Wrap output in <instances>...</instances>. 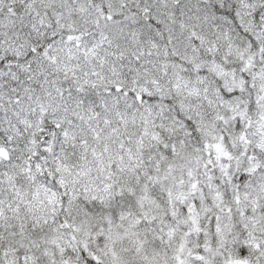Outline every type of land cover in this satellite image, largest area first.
I'll return each instance as SVG.
<instances>
[{"label": "snow or ice", "instance_id": "snow-or-ice-1", "mask_svg": "<svg viewBox=\"0 0 264 264\" xmlns=\"http://www.w3.org/2000/svg\"><path fill=\"white\" fill-rule=\"evenodd\" d=\"M0 264H264V0H0Z\"/></svg>", "mask_w": 264, "mask_h": 264}]
</instances>
